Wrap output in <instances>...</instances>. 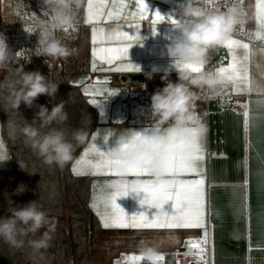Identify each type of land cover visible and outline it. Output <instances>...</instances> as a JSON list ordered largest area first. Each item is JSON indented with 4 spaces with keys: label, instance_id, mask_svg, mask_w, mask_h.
<instances>
[{
    "label": "crops",
    "instance_id": "crops-1",
    "mask_svg": "<svg viewBox=\"0 0 264 264\" xmlns=\"http://www.w3.org/2000/svg\"><path fill=\"white\" fill-rule=\"evenodd\" d=\"M108 8L112 0H106ZM126 7L120 19L101 22L98 25L85 23L88 0H81L76 16L75 32L70 36L72 45L75 42L84 43L82 57L87 60L88 70L78 74L73 80L80 85L90 103L98 112V126L93 130L88 142L74 158L70 165L83 156L90 145H95L100 151L107 152L118 147L119 139L128 138L132 132L151 134L153 127L135 126L130 123L129 116L134 111L133 100L128 96V82L122 78L129 75L142 77L149 73L177 74L167 55L166 45L178 36L173 24L165 21L156 25L157 34H152L151 20L153 11L161 14H171L178 0H146L147 19H141L136 8L137 0H116ZM246 21L255 32V41L248 42L250 56L247 61L250 90L235 92L232 85L222 81V94L241 102L243 109L221 104L217 98H210L206 103H199L206 109L205 131L199 134L203 147V160L198 162L199 175L170 176L162 180H183L192 182L203 179L202 206L205 228L187 229H133L105 228L101 214L105 211L103 203L97 197L107 192V185L116 180L138 182L147 179L157 180L151 174L142 176L114 175L106 170L95 173L82 166L84 174L91 177L89 206L98 218L102 231L97 248L91 249L86 257V264H114L118 255H138L140 242L156 246L162 255L179 250L190 239L203 237L205 231L210 239L211 264H264V46L258 44L256 32L259 31L256 17V0H246ZM135 13V15H133ZM132 25V27H129ZM93 27L104 28L107 32H129L138 39L125 41L123 37H112L101 43L98 39L93 43ZM69 39V38H68ZM69 42V41H67ZM131 43L129 56L121 54L120 59L111 64L99 56H93V49L120 48ZM142 44V46H141ZM70 45V46H72ZM228 49L220 46L209 52V63L202 71L211 66L216 73L217 67L227 66L230 57ZM236 54L243 57L244 50L237 49ZM100 55H116V53H101ZM95 63V68H93ZM129 67H139L140 71H128ZM227 85V87H225ZM113 93V95H95V93ZM97 100L100 103L93 104ZM247 113V116L245 115ZM95 137V140H93ZM105 137L107 139H105ZM0 141L3 149L0 154L10 156L4 137L0 131ZM88 159H95V153ZM12 159L0 162V168H10ZM123 171V168L121 169ZM76 175V174H74ZM145 193H132L128 197L117 199V204L128 215L143 212L152 219L159 211L148 205H141L140 200ZM96 205V207H94ZM173 201L163 206V210L174 212ZM175 237V241L171 239Z\"/></svg>",
    "mask_w": 264,
    "mask_h": 264
},
{
    "label": "clouds",
    "instance_id": "clouds-1",
    "mask_svg": "<svg viewBox=\"0 0 264 264\" xmlns=\"http://www.w3.org/2000/svg\"><path fill=\"white\" fill-rule=\"evenodd\" d=\"M222 3L223 0H178L176 7L171 10V14L176 17L173 28L178 36L166 45V50L172 66L177 69V79L170 80L167 73L161 77L164 86L151 95L150 109L155 117V131L151 134L137 132L138 138L122 154V168H147L153 177L162 180L169 170L168 161L173 157L186 158L195 142L193 133L202 134L205 131L200 116L192 107L198 99L193 89L215 93L222 81L212 70L194 72L177 65L206 66L209 52L222 46L245 22L247 11L240 0H231L226 7H221ZM80 5L81 0H40V9L47 19L38 25L39 56L59 59L75 53L76 50L68 48L56 33L75 26L74 9ZM17 53L9 47L4 33L0 32V69L7 68ZM148 78H152L151 74ZM58 89V83L48 80L38 70L25 71L23 65L0 81V92H7L6 100L15 110L22 103L32 108L42 95L55 99ZM37 107L34 121H39V128L25 124L20 129L25 144L42 157L46 165L55 164L63 168L73 160L76 146L84 144L89 134L84 129H76L72 133V140H69L62 129L49 128L54 122L67 121L64 101L54 104L51 110L43 104ZM43 128L49 130L41 134L40 129ZM10 159L0 154V162ZM21 169L25 170L23 167ZM22 191L20 186L17 193ZM8 211L10 215L0 217V240L11 247L21 248L24 245L23 238L40 233L38 239L28 241L30 246L36 251L50 247L57 220L50 218L38 201L10 207ZM138 255L145 264H157V258L162 254L156 246L140 242Z\"/></svg>",
    "mask_w": 264,
    "mask_h": 264
},
{
    "label": "trees",
    "instance_id": "trees-1",
    "mask_svg": "<svg viewBox=\"0 0 264 264\" xmlns=\"http://www.w3.org/2000/svg\"><path fill=\"white\" fill-rule=\"evenodd\" d=\"M68 59L73 69L68 70L63 64L50 72L39 66L24 68L25 71L38 70L48 80L58 83L55 99L42 95L32 108L22 103L15 110L6 100L7 92H0V131L12 159L10 168H0V217L10 215V207H21L30 201H38L42 210L57 220L54 238L47 249L36 251L28 243L29 240L38 239L40 233L23 238L24 245L21 248L11 247L0 240V264H86L89 251L99 245L102 226L89 206L91 177L74 175L70 170L72 161L99 124L98 112L80 85L73 82L78 74L88 70L87 60L75 54ZM57 60L62 61V58ZM17 68L12 65L0 69V81L14 74ZM208 70H212L211 66ZM149 74L151 79L148 78ZM149 74L144 75L142 80L153 85L164 83L161 80L163 74ZM168 78L176 81L177 74H169ZM61 101L65 102L68 119L64 123L54 122L49 128L62 129L69 140H72V133L76 129H84L89 134L84 144L76 146L73 160L63 168L55 164L46 165L43 158L25 144L20 131L25 124L39 128V121H34L38 105H46L51 110L54 104ZM49 128L40 129L41 134ZM20 186L24 191L17 193Z\"/></svg>",
    "mask_w": 264,
    "mask_h": 264
},
{
    "label": "snow or ice",
    "instance_id": "snow-or-ice-1",
    "mask_svg": "<svg viewBox=\"0 0 264 264\" xmlns=\"http://www.w3.org/2000/svg\"><path fill=\"white\" fill-rule=\"evenodd\" d=\"M243 4L244 0H240ZM126 7L123 3L117 4L116 0H112V7L107 12L108 8L106 0H88L87 4V17L85 23L98 25L101 22H107L113 19H120L123 14V10ZM136 8L139 12L141 19H147V9L149 8L146 0H137ZM135 15V13H133ZM167 17L168 22L175 24L176 20L172 18L170 14H161L159 10L153 11L152 34H157L156 25L165 21ZM256 17L258 21L259 31L256 32L257 39H264V0H256ZM243 26V23L241 24ZM132 27V25H129ZM242 30V27H241ZM31 31V29H29ZM67 31V29L65 30ZM92 39L95 44L99 39L101 43L113 36L119 39L123 37L125 41H131L138 39L134 34L129 32H107L104 28L93 27ZM142 46V44H141ZM132 47L131 43H127L125 47L120 48H101L99 50L93 49V56H99L100 59L106 60L111 64L113 60L120 59L121 54L129 56V49ZM222 47L228 49V56L230 60L227 66L217 67L216 75L223 81H227L232 85V89L235 92H244L250 90V80L248 76L247 61L249 60L250 51L247 43L241 42L239 39L231 37L228 39ZM237 49H243V57H239L236 54ZM101 53H116V55H100ZM19 56L20 53H17ZM177 67L183 69L188 68L191 71H202V67L199 66H185L177 65ZM95 68V63H93ZM128 71H140L139 67H129ZM227 87V85H225ZM113 95V93H100L95 95ZM93 104H99L100 101L93 100ZM247 116V113H245ZM158 131V130H157ZM194 144L192 146L190 154L186 158H171L168 161L169 170L168 175L180 176V175H199L198 162L203 160V147L201 144V137L198 133H193ZM138 138L137 132H132L126 139H119L118 147L114 150L107 152L100 151L95 145H90L83 153V156L76 160L73 164L72 171L76 175L84 174L82 166H86L88 169L93 170L95 173L105 171L114 175H130V176H142L150 174V170L147 168H129L121 171L122 167V154L129 146ZM105 139H107L105 137ZM95 140V137H93ZM3 149V142L0 141V150ZM95 153V159H88L89 155ZM204 183L203 179H197L192 182L183 180H143L138 182H130L128 180H116L107 185L108 191L97 197L98 201L103 203L105 211L101 214L103 226L105 228H133V229H152V228H167V229H187V228H205L203 221V206H202V189L201 185ZM145 193V196L140 200L141 205H148L154 207L159 211L152 219H149L143 212L128 215L117 204L118 197L128 196L132 193ZM169 201H173L174 212L169 213L163 210V206ZM96 207V205H94ZM175 241V237H171ZM141 242H144L143 240ZM186 245L189 248L188 252L184 255H196L198 260L204 261L206 249L202 245H207V231L204 232L200 241L187 240ZM193 249H197L195 253ZM179 255V254H176ZM143 258L139 255L125 256L122 260L115 261L114 264H139ZM165 256L161 255L157 258V262H163ZM168 264H173L172 260H169ZM175 264H180L177 259Z\"/></svg>",
    "mask_w": 264,
    "mask_h": 264
},
{
    "label": "rangeland",
    "instance_id": "rangeland-1",
    "mask_svg": "<svg viewBox=\"0 0 264 264\" xmlns=\"http://www.w3.org/2000/svg\"><path fill=\"white\" fill-rule=\"evenodd\" d=\"M39 5L40 0H0V32L6 36L7 43L13 52L20 53L19 56L14 54L8 66L14 65L19 67L23 65L24 68L39 66L50 72L56 68H60L61 64H63L66 69H73L74 66L69 62L68 57L62 58V61H59L51 57L39 56L40 53L37 48L38 25L42 20L47 19L43 15ZM79 8L74 9L75 16H77ZM75 29L74 26L67 31L57 32L56 36L65 45H69L68 48L75 49L74 54L76 56L83 58L84 43L78 41L72 45V41H74L73 39L76 36L73 39L70 38ZM126 84L127 88L132 85V83Z\"/></svg>",
    "mask_w": 264,
    "mask_h": 264
},
{
    "label": "built area",
    "instance_id": "built-area-1",
    "mask_svg": "<svg viewBox=\"0 0 264 264\" xmlns=\"http://www.w3.org/2000/svg\"><path fill=\"white\" fill-rule=\"evenodd\" d=\"M228 3H231V0H223V3L220 5L221 7H226ZM242 6L245 8L246 0ZM242 27V30H241ZM233 36L246 40L248 42L255 41V32L254 30L248 26L247 21L243 23V26L239 25L236 32ZM259 45L264 46V39L259 40ZM143 85H147L146 88ZM164 83H160L157 85H153L150 82L141 80L139 82L132 83V85L128 88V96L133 100L135 109L131 112L129 116V121L131 124L135 126L141 127H153L155 117L151 113L150 104H151V95L158 88H162ZM223 85L221 84L215 93H209L206 90H197L193 89L196 92L198 99L193 102V110L200 116L203 125L206 123V109L200 108L199 103H206L210 98H217L221 104L228 105L231 107H236L239 110L243 109L241 102L238 100L231 98L230 96H226L222 94ZM202 237H196L192 240L200 241ZM208 243L207 245H202L205 247V259L207 264H211V249H210V239L207 235ZM189 248L186 243L183 244L182 248L179 250H175L172 252L166 253L165 260L163 262H157V264H168L169 260H172L173 264L178 259L180 264H204V261L198 260V257L194 254L185 256L184 253L188 252ZM197 249H193L192 252L195 253ZM179 254V255H176ZM123 255H118L115 261L122 260ZM139 264H145L143 260L139 262Z\"/></svg>",
    "mask_w": 264,
    "mask_h": 264
},
{
    "label": "water",
    "instance_id": "water-1",
    "mask_svg": "<svg viewBox=\"0 0 264 264\" xmlns=\"http://www.w3.org/2000/svg\"><path fill=\"white\" fill-rule=\"evenodd\" d=\"M122 81L128 82V83H135L141 81V78L139 76L135 75H129L122 78Z\"/></svg>",
    "mask_w": 264,
    "mask_h": 264
}]
</instances>
